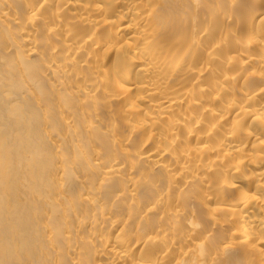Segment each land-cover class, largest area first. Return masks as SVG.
<instances>
[{"label": "bare ground", "instance_id": "1", "mask_svg": "<svg viewBox=\"0 0 264 264\" xmlns=\"http://www.w3.org/2000/svg\"><path fill=\"white\" fill-rule=\"evenodd\" d=\"M0 264H264V0H0Z\"/></svg>", "mask_w": 264, "mask_h": 264}]
</instances>
